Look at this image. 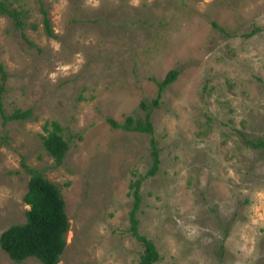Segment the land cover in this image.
<instances>
[{
  "label": "rangeland",
  "instance_id": "1",
  "mask_svg": "<svg viewBox=\"0 0 264 264\" xmlns=\"http://www.w3.org/2000/svg\"><path fill=\"white\" fill-rule=\"evenodd\" d=\"M24 11L16 28L0 13L6 112L0 117V232L22 222L29 173L59 188L68 218L56 264H136L129 230L138 179L137 231L151 239V264H264V0H7ZM34 23V25H32ZM170 68L149 134L113 127L142 116ZM67 141L59 164L42 124ZM0 264H43L34 256Z\"/></svg>",
  "mask_w": 264,
  "mask_h": 264
},
{
  "label": "trees",
  "instance_id": "2",
  "mask_svg": "<svg viewBox=\"0 0 264 264\" xmlns=\"http://www.w3.org/2000/svg\"><path fill=\"white\" fill-rule=\"evenodd\" d=\"M38 1L39 11L42 15L43 30L47 35L53 36L47 9L42 0ZM0 13L8 16L16 28L24 26L25 13L22 9L13 6L7 0H0ZM34 25V23H32ZM178 74V69L170 68L161 79H154L157 84L156 96L149 103L140 100L139 105L144 109L142 116L127 114L122 121H116L110 117L106 120L113 127H122L127 130H136L149 134L151 153V165L147 173H153L158 163V149L152 135L153 128L150 121L151 108L158 104L162 89L170 83ZM6 72L0 63V117L2 121L8 119H24L30 115V109L13 108L6 112L2 105V92ZM45 133L40 134L44 149L59 164L67 149V141L61 133V126L55 120L45 121L42 124ZM252 145H264V140L256 141L246 139ZM24 169L29 173L26 189L22 194V200L28 204L25 209V219L22 222L9 224L0 232V247L8 256L20 261L28 256H34L43 264H56L65 246V232L68 229V218L64 209V200L58 186L46 178L39 170L30 167L21 161ZM132 206L128 211L129 230L141 243L142 251L139 253L136 264H151L158 258V253L153 241L137 231V218L135 210L139 201L138 179L133 181Z\"/></svg>",
  "mask_w": 264,
  "mask_h": 264
},
{
  "label": "clouds",
  "instance_id": "3",
  "mask_svg": "<svg viewBox=\"0 0 264 264\" xmlns=\"http://www.w3.org/2000/svg\"><path fill=\"white\" fill-rule=\"evenodd\" d=\"M134 3L138 2V0H133Z\"/></svg>",
  "mask_w": 264,
  "mask_h": 264
}]
</instances>
